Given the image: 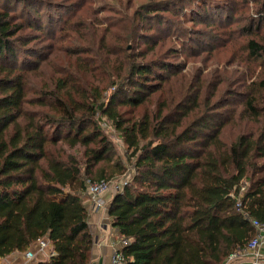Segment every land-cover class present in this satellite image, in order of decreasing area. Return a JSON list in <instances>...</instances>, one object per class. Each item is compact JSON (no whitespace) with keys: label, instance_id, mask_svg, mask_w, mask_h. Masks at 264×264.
I'll use <instances>...</instances> for the list:
<instances>
[{"label":"trees","instance_id":"trees-1","mask_svg":"<svg viewBox=\"0 0 264 264\" xmlns=\"http://www.w3.org/2000/svg\"><path fill=\"white\" fill-rule=\"evenodd\" d=\"M49 2L0 0V259L46 239L56 254L35 264H89L85 179L125 172L100 128L103 118L134 160L132 180L108 207L112 228L128 241L127 264H224L255 234L230 196L241 184L244 210L264 224V0H252L254 16L244 28L246 36L261 35L246 45V59L261 62L259 79H201L173 108L157 100L141 116L136 110L178 76L179 66L164 60L157 44L163 32L177 31L191 0L147 1L118 19L128 24L118 30L114 20L94 32L86 23L83 46L63 50L72 60L65 75L36 86L28 74L49 56L23 31L44 27L39 8ZM206 16L192 14L195 23ZM109 35L115 42L107 43ZM95 68L109 71L108 81L100 83ZM107 83L114 92L104 99ZM238 117L251 129L225 142L223 131Z\"/></svg>","mask_w":264,"mask_h":264},{"label":"rangeland","instance_id":"rangeland-1","mask_svg":"<svg viewBox=\"0 0 264 264\" xmlns=\"http://www.w3.org/2000/svg\"><path fill=\"white\" fill-rule=\"evenodd\" d=\"M47 1L50 3L49 0ZM50 1H52L51 8H39V12L42 13L41 19L44 27L36 32L27 29L23 31V35L28 36L27 38L34 37L30 45L35 47L38 53H44V57L49 56L48 59L43 61L44 63L41 64L37 72L31 73V75L28 74L30 81L36 86H42L45 81L51 82L53 79L55 80L65 75L61 71L66 73L67 67L72 64V60L67 57L63 50L67 46H72L75 50L77 49L76 47L83 46V43H85L84 34H90V28L86 26V23H91L93 26L91 31H93L94 27L103 29L108 26L109 21L114 20L115 29H122V26L127 27L128 24L119 22L118 19L124 16L130 17L137 7L151 0ZM60 4L62 6H58ZM253 6L252 0H191L188 8L176 20L180 24L176 28L177 31H172L171 33L163 32L161 34L162 40L157 44L159 55L164 57V60L169 57L179 66L178 76L172 77L170 82L165 84L164 91L156 94L149 105L138 108L136 114L141 116L144 110H148V107L152 109L153 103L157 102V100L166 102L169 107L173 106L181 93L191 86H195L201 79L207 80V83L209 80L213 83L216 80L215 78H219L220 75L222 77L226 75L228 78L242 75L246 84L250 82L251 78L252 80L255 78L259 79L261 62H249L246 59L247 41L249 39L261 40V35L258 34L256 36V32L252 36H246L244 32V28L249 24L250 16H254ZM20 9L21 6H18L16 10L19 11ZM69 10L72 11V14H75L73 18L69 17ZM195 11H199V16L207 11V16L205 17L207 19L201 20L204 23L200 21L194 22L192 14ZM30 16L33 15L31 14ZM65 20L67 21L63 24L62 22ZM51 22H54L56 27H63V32L61 34L55 32ZM99 23L102 24L100 25ZM99 34L100 31H97L96 36H99ZM80 35L84 38H80ZM106 40L107 43L109 41L113 43L115 42V37L109 35ZM262 42L264 43V41ZM119 46L125 47V44L120 43ZM169 52H173V54ZM103 56L105 57V52ZM150 57L152 58V55L148 56V58ZM114 59L112 58V62ZM83 63L86 64V61ZM92 73L99 77L100 83H102V81H108L110 72L95 68ZM108 84H105L107 88L103 92L104 99L114 92V88L112 86L109 87ZM209 85L211 86V84ZM205 87L206 82L204 81L202 90L204 92L207 90ZM233 107L237 108V110L240 109L237 104H234ZM233 123V126H227L223 131V140L225 142L232 141L244 128L252 127L249 122L239 117ZM100 128L114 147L116 157L114 161H119L125 168V172L122 175L105 180L110 183V187H113L105 193L111 197L116 193L114 187H123L124 183L127 184L132 180L134 160L133 158L130 160L127 158L129 154L127 146L109 122L102 118ZM87 181L90 180L85 179V187H87ZM82 200L85 203L88 216L96 211L101 210L104 212L107 207L105 203L103 208L95 211L89 204L90 201L86 193L82 196ZM100 201L104 204L101 197Z\"/></svg>","mask_w":264,"mask_h":264},{"label":"built area","instance_id":"built-area-1","mask_svg":"<svg viewBox=\"0 0 264 264\" xmlns=\"http://www.w3.org/2000/svg\"><path fill=\"white\" fill-rule=\"evenodd\" d=\"M125 184L126 183H124V185ZM86 186L87 187L85 193L89 198V204H91V207L95 211L103 208V203H101L100 201V196L113 188L110 187V183L105 180L99 182L87 181ZM122 188L123 187H114L116 193L120 192ZM245 192L246 185L241 184L239 188L235 191V193L233 192L232 194H230V196L235 199L236 209L243 214L244 218L249 222L250 226L253 228L255 234L248 241L245 247L232 252L226 258L224 264H263L261 249L262 247H264V224L255 219L250 218L248 213L244 210L241 200L243 199ZM117 242V247L115 248L110 258L109 264H127V259L122 254V249L128 244V241L122 237H119ZM36 243L38 246L39 253L44 252L45 250H47L48 246H50V243L46 239H38ZM54 255L55 253L53 251H50L49 255H47V258H49L50 260ZM33 256L34 255L29 252L25 254V258L27 261L32 260L34 258ZM245 259H248V261L245 262Z\"/></svg>","mask_w":264,"mask_h":264},{"label":"crops","instance_id":"crops-1","mask_svg":"<svg viewBox=\"0 0 264 264\" xmlns=\"http://www.w3.org/2000/svg\"><path fill=\"white\" fill-rule=\"evenodd\" d=\"M113 195L111 197H109L108 194L101 195L100 197L104 201L103 205H105V203L107 205L104 212L100 210L88 216V229L93 239L89 264H109L110 258L117 247L119 236L112 228L111 218L108 216V205L111 198H113ZM50 251L55 253L52 245L48 246L47 250L44 252L39 253L37 243L35 242V244H33L27 251L12 252L1 258L0 264H35L36 262H49L50 260L47 258V255H49ZM27 252L34 255L32 260H26L25 254ZM261 255L262 263L264 264V247L261 249ZM244 261L247 262L248 259H245Z\"/></svg>","mask_w":264,"mask_h":264}]
</instances>
